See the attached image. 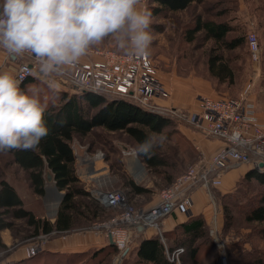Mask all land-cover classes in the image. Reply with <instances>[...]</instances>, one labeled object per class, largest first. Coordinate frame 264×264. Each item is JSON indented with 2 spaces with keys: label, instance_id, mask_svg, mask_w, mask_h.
I'll return each instance as SVG.
<instances>
[{
  "label": "rangeland",
  "instance_id": "rangeland-1",
  "mask_svg": "<svg viewBox=\"0 0 264 264\" xmlns=\"http://www.w3.org/2000/svg\"><path fill=\"white\" fill-rule=\"evenodd\" d=\"M142 5L148 12L149 7L156 6V3L151 0H142ZM199 19L226 24L229 31L224 37L225 42L235 39L238 41L237 45L232 49H227L221 42H215L214 39L206 37L204 30L193 35L189 33ZM149 30L153 36V42L148 56L155 66L156 77L165 87L167 96L172 95L181 102L174 107L181 108L185 112L196 110L198 97L195 94L200 95V93L201 95H211L208 96L211 98L222 96L237 98L242 94L247 81L252 79L254 85L248 97L254 102L259 117L264 119V0H202L200 3L194 2L186 10L168 13L162 18L151 16ZM250 32L256 33L258 38L259 59L257 63L251 59L246 45V36ZM93 50H110L122 53L109 40ZM218 55L222 57V62L227 64V70L231 71L230 75L229 71L224 72L223 76L225 77L222 79L212 75L208 68L209 57ZM52 84L54 86L50 87L42 81L41 86L33 85L40 89L41 102L44 103L50 93L65 92L55 82ZM19 86L22 91L27 90L21 87V84ZM160 100L157 103L165 104L163 98ZM167 119L169 123L163 133L168 139L160 149L169 157L172 164V168L168 169V172L172 174L173 178H176L190 166L208 160L211 155L207 156L194 149L191 141L187 138V136H191L188 129L194 130L191 126L170 117ZM70 145L75 156L76 176L82 190L87 193V198H80V200L84 203L89 202L91 206L92 201H96L91 196L92 190L121 189L125 192L126 198L133 208H145L155 202L158 193L166 185L162 176L154 175L139 161L135 145L123 132H108L98 128L86 136H75ZM125 168L126 172L123 171ZM242 171H236L239 175L236 174L237 177L231 182L229 189L226 188V190L224 186H221L211 188L208 192L205 191L208 212H212V215L215 214L218 220L221 212L222 225L219 227L220 229H216L217 243L211 233L215 225L212 221L210 225H206L207 242H197L198 244L203 242L197 254V258L202 260L197 264H206L210 250L215 253L212 264L219 263L220 257L225 258L227 264H264V237L259 232L264 228V225H251L244 222V212L257 201L258 194L262 189L254 179L248 181L242 179L244 174L240 173ZM48 173L49 171L45 169L44 194L37 195L32 191L26 174L12 162L10 155L0 153V181L8 182L15 189L22 202V207L30 211L35 218L53 223L63 192L54 187L53 178L49 173L51 176L49 180ZM126 177L136 184L152 181L158 192L141 196L131 195L127 191L128 189L122 185V179ZM96 202L92 209L94 207L97 209V216L89 223L79 219L75 226L77 229H82L81 232L85 236H87L85 233L104 235L101 231L96 232L92 225L102 223L117 213L116 209ZM191 210L189 209L188 212ZM225 212H230L229 216L231 217L227 226L225 217L223 219ZM218 220L214 223L219 224ZM7 222L11 223V229L7 230L11 242L8 246L2 245L1 241L8 238L3 236V230H1L0 262H5L23 246L26 248L35 243L40 247L38 251H43V247L50 241L58 238L65 241L78 234H75L74 231L67 233L52 231L46 234L40 230L34 235L33 227L27 225L23 219L8 217ZM135 241L136 238L132 240L130 247ZM70 243H76L75 239ZM167 243L166 246L169 248ZM72 245L70 244V246ZM92 250L96 249L91 248L86 252H92ZM107 254V252L100 254L95 264L133 263L132 258L126 257L127 255L118 261L117 250L115 254ZM69 255L72 254L66 253L67 261H74L75 257L69 258ZM184 255L185 253L183 258L179 257L180 263L192 264L189 257Z\"/></svg>",
  "mask_w": 264,
  "mask_h": 264
},
{
  "label": "trees",
  "instance_id": "trees-1",
  "mask_svg": "<svg viewBox=\"0 0 264 264\" xmlns=\"http://www.w3.org/2000/svg\"><path fill=\"white\" fill-rule=\"evenodd\" d=\"M151 1L156 3V6H150L148 12L153 17L162 18L168 13L186 10L194 1L200 3L202 0ZM201 30L205 31L206 37L214 39L215 42H221L227 49H232L237 45L238 41L235 39L225 42L224 37L229 31L226 24H214L199 19L189 33L193 35ZM208 68L210 73L219 79L225 77L223 74L226 72L229 71V75L231 73L230 70H227V64L222 62L220 55L209 57ZM40 81L35 77H29L21 84V87L28 89L31 85H40L42 82ZM44 103L48 104L44 119L49 128V135L41 141L36 151L12 150L5 153L9 154L12 162L26 174L32 191L37 195L42 196L45 191V169L51 173L54 187L63 192L55 220L53 223H49L35 218L30 211L22 207V202L15 189L8 182L1 180L0 231L11 229V223L7 222L8 217L25 220L27 225L33 227V234L36 235L40 230L46 234L52 231L57 233L68 231L77 224L80 217L90 222L97 216V209L95 207L92 209L93 205L97 203L96 201L93 200L91 206L86 200L85 203L80 200V198H87V193L82 190L76 176L75 156L70 145L75 136H86L94 129L101 128L108 132L125 133L135 145L139 161L154 175L162 176L166 184L165 187L174 181L175 178L168 172V169L172 168V164L160 147L154 148L153 154L150 156L141 154L137 150L138 145L147 137L153 133L163 132L169 123L167 118L145 111L130 101L111 99L102 94L90 92L79 95H68L65 92L50 93ZM242 179L246 181L254 179L262 189L258 194L257 201L244 212V222L251 225H264V172L250 168L243 174ZM122 185L128 189L127 191L131 195L149 193V190L137 185L127 177L122 179ZM229 213H223V219L225 217L227 222L226 226L231 220ZM180 227L182 233L187 237L177 247L183 248V254L187 251L186 249L190 248L189 258L193 264H197L202 260L197 258V254L203 243L198 244L197 242H207V226L202 220L193 219L181 224ZM259 232L264 237V228L260 229ZM137 235L138 237L135 236L134 238H136L138 247L132 264H169L165 251L170 252L174 248L164 246L158 234L150 239L141 238L140 232ZM162 236H164L163 233ZM41 251L29 257L32 264H40L41 262L42 264H95L100 254L104 252H107V255L115 254L116 248L108 243L105 247L92 250V252L72 254L69 255V258L75 257V260L71 262L67 261L66 254L60 255ZM208 255L206 264H212L215 256L214 251L210 250Z\"/></svg>",
  "mask_w": 264,
  "mask_h": 264
},
{
  "label": "built area",
  "instance_id": "built-area-1",
  "mask_svg": "<svg viewBox=\"0 0 264 264\" xmlns=\"http://www.w3.org/2000/svg\"><path fill=\"white\" fill-rule=\"evenodd\" d=\"M247 49L254 63L259 59V45L256 33L246 36ZM16 63L14 78L22 84L29 77H35L49 85L55 82L70 95L84 92L102 94L111 99L130 101L139 108L185 122L209 138L219 139L223 146L208 160L190 166L158 193L157 201L149 207L133 208L121 189H94L91 196L117 213L102 223L92 225L96 232L110 235L120 261L127 255L130 244L140 232L137 226L154 229L162 237V223L175 210L186 212L192 206L191 194L196 188L208 192L221 185L223 175L234 169L249 166L264 172V123L255 115V106L248 94L254 85L248 80L242 94L237 98L222 96L211 98L199 96L198 110L185 112L174 106L157 103L164 93L161 82L149 56L130 57L110 50H92L71 69H60L45 75L34 56H10ZM262 164V167L259 166ZM212 235L217 243L216 227ZM35 243L25 248L28 257L38 252ZM183 248L170 253L165 251L169 264H181L179 257ZM223 257H220L219 263Z\"/></svg>",
  "mask_w": 264,
  "mask_h": 264
},
{
  "label": "clouds",
  "instance_id": "clouds-1",
  "mask_svg": "<svg viewBox=\"0 0 264 264\" xmlns=\"http://www.w3.org/2000/svg\"><path fill=\"white\" fill-rule=\"evenodd\" d=\"M150 24L142 0H0V49L34 56L49 75L73 68L106 40L126 56L149 55ZM19 84L11 74H0V153L36 151L49 135L40 89L22 91ZM167 139L153 133L137 150L150 156Z\"/></svg>",
  "mask_w": 264,
  "mask_h": 264
},
{
  "label": "crops",
  "instance_id": "crops-1",
  "mask_svg": "<svg viewBox=\"0 0 264 264\" xmlns=\"http://www.w3.org/2000/svg\"><path fill=\"white\" fill-rule=\"evenodd\" d=\"M214 24H218V23H214ZM15 67H16V63H15L14 59L12 57L7 58L4 50L0 49V74L7 72L14 77ZM162 85H163V83H162ZM163 89H164V93L161 96V98H159L157 101H161L160 99L163 98L165 104L164 103H161V104L172 105V106H176V105H179L181 103L174 96H172V95L167 96V92L165 90L164 85H163ZM195 95L197 97L207 96L205 94L201 95V93H200V95H198V94H195ZM208 96H211V95H208ZM197 110H198V106H197V109L192 111V112H196ZM255 115L261 123H264V119L259 117V115L256 111V107H255ZM188 133H190L191 136H187V138L191 141V144L193 145L194 149L197 150L198 152L201 151L202 153L206 154L207 156H210V155L212 156L214 153H216L223 146V142L219 139H214V138L209 139V138H206L205 136H203L201 133L196 132L194 130H189V129H188ZM248 169H250L249 166H243V167H240L238 169H234V170H230V171L226 172L222 177V182H221V185L219 187L224 186V189H226V188L229 189L231 187V182L235 179V177H237L236 174L239 175V173L236 171L237 170H243L242 172H240L241 174H243ZM123 171L126 172L127 171L126 168ZM49 173L47 175L51 174V173L50 174ZM152 183H153L152 181H148V182L143 181V183H140L137 185H140V186L146 188L147 190H149V193H151V192L157 193L158 191L156 190L155 186H153L154 184H152ZM205 194H207L205 192V190H203L202 188H196L191 194V198H192V206L190 208V209H192L191 212H188V211L182 212L181 210H175L167 218L164 219V221L162 223V227H161V231L164 234V236H162L163 240H161V242L164 246H166V243L168 242L167 245L170 246L171 248H174V249L182 248L180 246L177 247V245H179L181 242L185 241L187 236H185L182 233L180 225L184 224L186 222H190L193 219L202 220L206 225H210V223L212 221L213 224L215 225L216 229L217 230L220 229L219 227H221V225H222L221 212L219 213L220 214L219 220H218V217L216 218L215 214L212 215V212H208ZM136 196H141V195H136ZM156 198H157V195H156ZM156 201H157V199L155 200V202ZM80 220H83L85 223H89L81 217H80ZM217 220H218L219 224L214 223ZM75 226L76 225H74L68 231H74V232H76L75 234L78 233L77 236H75V237L71 236L70 238L66 239L65 241H63L61 238L50 241L45 247H43V249H44L43 251L53 253V254H66V253L79 254V253L86 252L88 249H91V248H94L96 250L101 249L109 243L108 238L106 236L101 235V234L100 235L93 234V233H91V234L85 233L87 235V236H85L81 232L82 229L81 230L77 229ZM7 230L8 229L3 230V234H4L3 236L5 238L7 237L8 239L7 240L3 239L1 241L2 245L4 244L5 246H8V244L11 242V238L8 237L9 233L7 232ZM68 231H63V233H67ZM156 234H157V232L154 229L147 228V229L140 232V235H141L140 237L143 239H150V238H153L154 236H156ZM78 237H80V238H78ZM137 237H138V235H137ZM73 239H75L76 243H70V242H73ZM65 242H66V244H65ZM69 243L73 244V245L70 246ZM137 247H138V245L135 241L131 245L126 257H130L134 261L135 256H136V252H137ZM186 250L187 251L185 252L184 256L189 257L190 248H188ZM191 263L193 264V261H191ZM0 264H32V263L30 262L29 257L26 255L25 247L23 246L21 249L18 250V252L16 254L13 253V255H11L8 259H6L5 262H0ZM40 264H42V262Z\"/></svg>",
  "mask_w": 264,
  "mask_h": 264
},
{
  "label": "water",
  "instance_id": "water-1",
  "mask_svg": "<svg viewBox=\"0 0 264 264\" xmlns=\"http://www.w3.org/2000/svg\"><path fill=\"white\" fill-rule=\"evenodd\" d=\"M259 166L262 167V164H259ZM47 177H48L49 180L51 179V176H50V175H47ZM187 211H188V210H187ZM187 211H186V212H187ZM137 230L141 232V231H143V227H142V226H137ZM107 238H108V242H109V244L113 245V240H112V238L110 237V235H107ZM221 264H227V261H226L225 258H222V260H221Z\"/></svg>",
  "mask_w": 264,
  "mask_h": 264
},
{
  "label": "bare ground",
  "instance_id": "bare-ground-1",
  "mask_svg": "<svg viewBox=\"0 0 264 264\" xmlns=\"http://www.w3.org/2000/svg\"><path fill=\"white\" fill-rule=\"evenodd\" d=\"M90 173H91V171H90ZM52 207V206H51ZM219 243V242H218Z\"/></svg>",
  "mask_w": 264,
  "mask_h": 264
}]
</instances>
